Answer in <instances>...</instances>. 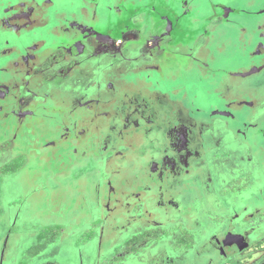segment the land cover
Returning a JSON list of instances; mask_svg holds the SVG:
<instances>
[{"label":"flooded vegetation","instance_id":"af4514ba","mask_svg":"<svg viewBox=\"0 0 264 264\" xmlns=\"http://www.w3.org/2000/svg\"><path fill=\"white\" fill-rule=\"evenodd\" d=\"M142 1L136 0L134 8L131 7L124 16L118 6L110 7L117 10L116 16L103 15L99 3L96 4L98 1L94 2L98 6L92 11L84 6L78 16L75 12L63 22L65 33L58 27L54 28V33L50 32L44 39L47 44L44 55L33 63L42 61L51 47L56 53L49 55V62L44 64L41 73L27 78L24 75L31 62L26 65L21 72L22 79L17 83L25 90L29 89L34 99L31 106L23 103L21 107L22 102L18 104L20 107L12 104L11 113L18 116V121L10 120L11 143L17 141L22 129L36 126L47 133L53 132L54 135L50 134L53 139L59 134L69 139L67 162L70 166L83 165L90 157L97 159L98 179L103 176L109 183L107 188L101 187L100 183L97 194L100 199H105L107 194L108 201L99 203L98 212L90 208L79 220L94 230L97 225H93V221L102 222L98 229L101 235L97 236L91 249L86 247L81 264H99V258L103 261L101 254L105 255L107 246L102 248V244L109 239L104 235L111 228L112 231L119 229L120 235L130 234L124 242L132 246V250L144 240L156 247L174 237L175 248H184L189 253L197 240L194 230L205 226L212 228L201 219L202 213L220 212L224 207L230 213L228 233L224 238L229 246L227 253L239 251L251 239L250 230L237 233L240 226L253 227V231L258 232L253 241L257 239L256 244L264 242V214H260V204H250L245 199L236 206L231 198L234 191H239V195L248 187L255 170L244 168L245 162L237 165L234 153L229 154L231 168L222 163L220 169L215 170L212 160L207 157L211 156V159L216 149L236 145L222 140L223 134H218L210 122L205 121L206 117L193 118L190 109L176 95L184 88L180 74L209 73L207 77L210 78L216 72L209 68L206 60L212 55L213 48L208 46L209 43L200 51L197 39L193 38L191 41L194 42H191L186 37L184 21L190 18L191 1L183 0L187 4L181 7L179 0L177 8L173 7L176 4L170 5L166 1ZM126 28L131 29L128 43L122 42L116 50L99 45L121 38ZM208 31L206 29L203 35H209ZM150 41L160 43L152 45ZM60 50L64 53L58 55ZM52 59L55 60L51 63ZM64 62L70 77L47 79L52 74L51 69ZM154 74L158 75L155 84L149 80ZM167 81L176 88L168 92L161 90L159 86L166 85ZM237 83L238 80L231 76L230 80L216 82L210 93H216L215 97L234 105L238 90L244 91L241 86L245 85ZM259 97L260 93L250 95V103L245 106L250 109L251 102ZM231 109L232 113L238 112L236 108ZM248 124L244 120L241 125ZM45 144L44 148L49 147ZM19 156L23 161L21 170L27 155ZM237 169L247 171V174L239 172L237 175ZM86 176L83 172L81 179ZM221 179L226 180V189L220 187ZM237 180L241 182L235 188L233 184ZM103 206L111 213H102ZM217 218L219 222L222 220L219 215ZM18 219L11 218L9 233L16 232ZM188 221L194 222L195 227ZM136 226L139 227L133 231ZM212 238L216 240L217 236L212 235ZM220 238L222 244L224 239ZM260 246L264 247L263 244ZM172 253L165 249L141 260L155 264H187L188 257H174ZM254 264H264V255L258 256Z\"/></svg>","mask_w":264,"mask_h":264},{"label":"rangeland","instance_id":"374dc122","mask_svg":"<svg viewBox=\"0 0 264 264\" xmlns=\"http://www.w3.org/2000/svg\"><path fill=\"white\" fill-rule=\"evenodd\" d=\"M135 1L0 0V264H81L86 247L91 249L97 236L101 235L100 220L93 221V225H97L95 230L79 222L90 208L98 212L99 203L108 201V195L103 193V188L101 190L105 199H100L97 194L100 183L101 187L104 185L105 188L109 185L103 176L98 179L97 159L90 157L83 165L70 166L67 162L69 139L66 136L63 138L61 134L53 139L50 137V134L54 135L53 132L47 133L36 126L22 129L19 138H16L17 141L11 143L10 120L13 123L18 121V116L12 114L11 109L13 105L20 107L18 104L21 102V107L23 103L27 106L33 103L34 98L29 89L25 90L17 83L22 79L21 72L26 65L31 62L24 75L27 78L41 73L45 68L44 64L49 62V55L56 53V49L51 47L42 61L33 63L44 55L47 47L44 39L50 32L54 33V28L58 27L61 33H65L63 22H67L66 19L71 18L75 12L78 16L84 6H87L88 11H92V8L98 6L94 2L99 3L103 15L109 13L116 16L117 10L110 7L118 6V9L123 10L124 16L131 7L134 8ZM158 1L176 4L173 5L175 8L179 3V0ZM184 1H191V13H188L190 18L187 22L184 21L186 37L188 41L196 38L197 45L201 47L200 51L209 43L208 46L213 48L212 55H208L206 60L209 68L212 67L216 72H213L210 78L207 77L209 73L180 74L179 76L183 77L180 83L184 88L176 95L190 109L193 118L206 117L205 121L210 122V126H213L218 134H223L222 140L236 145L227 149H216L212 152L211 159V156H208L209 159L207 157V160H212L215 170L220 169L218 167L222 163L231 168L229 154L233 153L237 165L245 162L244 168L255 170L248 187L239 195V191H234L231 198L236 206L245 199H248L250 204L258 202L261 206L260 214H264V0ZM180 2L181 7L187 4L183 0ZM214 16L216 19L209 21ZM206 29L210 34L204 36ZM125 31L121 38L99 45L118 49L122 42L125 41L126 44L129 41L131 29L126 28ZM150 42L152 45L160 43ZM61 53L64 52H57L58 55ZM54 60L52 59L51 63ZM66 65V62L58 63L55 69H51L52 74L47 79H68L70 75ZM231 76L238 80L237 84L240 86L245 84L241 86L244 91L238 90L234 105L228 100L215 97L216 93H210L216 82L230 80ZM157 79L158 75L154 74L149 80L155 84ZM159 88L168 92L176 87L167 81L166 85L161 84ZM257 93H260L259 99L251 102L252 108L248 109L245 105L250 103V95ZM254 100L255 98L252 99ZM231 108H236L238 112L232 113ZM226 113L232 115L227 116ZM244 120L249 123L245 127L241 125ZM239 129L243 131L239 132ZM45 143L49 144V147L44 148ZM21 154L22 158L27 156L20 170L23 163L20 161ZM240 170L237 169V175ZM83 172L88 176L81 179ZM240 173L247 174V171ZM219 182L220 187L226 189V180L221 179ZM240 182L241 180L235 181L234 187L240 185ZM256 192L258 193L254 194ZM106 206L108 207L107 204ZM101 212L111 213L108 209L105 211L104 206ZM216 215L222 218L220 222L218 218L215 219ZM13 217H19L15 227L17 230L15 233H9ZM229 218L230 213L225 207L220 212L202 213L201 219L212 225V228L205 226L194 230L197 240L189 253L184 248H175L174 237L156 247V244L144 240L133 249L137 251L132 252V246L124 242V239L130 238V234L120 235L119 229L112 231L110 227L104 235L109 239L102 244V248L107 246V250L104 256L101 254L103 261L99 258V264H155L153 261L141 259L152 253L159 254L165 249H169L171 253L174 251L171 254L174 257H188L187 264H254L258 256L264 255V247L260 246L264 245V242L256 244L258 240L253 241L258 233L253 231V227L247 229V226H240L237 227V233L250 230L251 239L247 240V244L242 245L239 251L227 253L229 246L224 238L228 233ZM188 224L195 227L192 221H188ZM137 227L139 226L134 227L133 231ZM137 230L139 231V228ZM212 235L217 236V239L214 240ZM93 237L96 239L93 240ZM220 237L224 239L222 244L219 242ZM220 244L224 249L223 255Z\"/></svg>","mask_w":264,"mask_h":264}]
</instances>
